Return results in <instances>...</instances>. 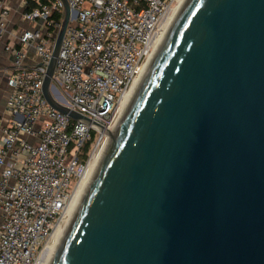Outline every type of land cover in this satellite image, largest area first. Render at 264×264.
<instances>
[{"label": "water", "instance_id": "water-1", "mask_svg": "<svg viewBox=\"0 0 264 264\" xmlns=\"http://www.w3.org/2000/svg\"><path fill=\"white\" fill-rule=\"evenodd\" d=\"M63 1L43 93L91 124L53 97L71 17ZM106 134L107 154L54 264H264V0H189L127 116Z\"/></svg>", "mask_w": 264, "mask_h": 264}, {"label": "built area", "instance_id": "built-area-1", "mask_svg": "<svg viewBox=\"0 0 264 264\" xmlns=\"http://www.w3.org/2000/svg\"><path fill=\"white\" fill-rule=\"evenodd\" d=\"M30 1L35 7L22 21L34 29L13 36L18 46H5L13 65L7 112L17 119L0 142V264L46 263L76 191L107 150L106 132L118 125L125 96L187 0H66L71 17L53 80L59 93L53 97L93 124L48 104L43 85L65 3ZM10 25L11 8L0 0V45L11 39ZM30 48L38 63L28 67Z\"/></svg>", "mask_w": 264, "mask_h": 264}, {"label": "bare ground", "instance_id": "bare-ground-1", "mask_svg": "<svg viewBox=\"0 0 264 264\" xmlns=\"http://www.w3.org/2000/svg\"><path fill=\"white\" fill-rule=\"evenodd\" d=\"M188 1L189 0L184 2L181 5V7L179 9H177L175 16L172 17L170 23L165 26L164 31L162 32V34L160 36V46H159L158 50L155 52V54L152 56V58L147 62L146 66L140 71V74H139L133 88L128 93V95L125 96L123 103H122V106H121L120 121H119L118 125L112 130V132H115L116 130H118L122 121L127 116L137 94L139 93V91L143 87L146 79L148 78L150 72L152 71L158 56L162 52V50L165 47L166 43L168 42L170 36L172 35L179 19L183 15L184 10L186 9V7L188 5ZM110 142H111V140L109 141V144H108V147L106 148L107 150L105 151V154H103L101 156V160H100L99 165H97L96 167L91 169V171L86 175L85 179L82 181V183L80 184V187L76 191V193L73 197L72 203L70 205L68 215L64 219L61 227L59 228V230H58V232L54 238L53 244L51 246V251L48 255V259H47L45 264H54L56 257L58 255V252H59L67 234L69 233V231H70V229L74 223V220H75L78 212L81 209V206H82L84 200L86 199V196L89 192V189L91 188V185H92L94 179L96 178V175H97V172L100 168L101 162L103 161V159L105 158V156L107 154L108 148L110 146Z\"/></svg>", "mask_w": 264, "mask_h": 264}, {"label": "crops", "instance_id": "crops-1", "mask_svg": "<svg viewBox=\"0 0 264 264\" xmlns=\"http://www.w3.org/2000/svg\"><path fill=\"white\" fill-rule=\"evenodd\" d=\"M8 6L11 8V25L9 27V33L11 39L8 36L4 39L0 45V142L3 135V130L10 126L11 123L17 118L10 116L7 112L8 102L12 95V89L9 84L10 76L13 71L12 59L6 52L5 46L8 43L18 46V42L14 41L13 36L20 35L24 31H30L34 29L33 24L22 21V15L25 12L26 0H6ZM38 63L34 48H30L28 51L25 66H35ZM2 222V215L0 212V224Z\"/></svg>", "mask_w": 264, "mask_h": 264}, {"label": "trees", "instance_id": "trees-1", "mask_svg": "<svg viewBox=\"0 0 264 264\" xmlns=\"http://www.w3.org/2000/svg\"><path fill=\"white\" fill-rule=\"evenodd\" d=\"M26 1H27V4H26V6H25V12H30V11H32V10L34 9L35 4L32 3L30 0H26ZM89 148H90V144H88V145L86 146L85 150L88 151Z\"/></svg>", "mask_w": 264, "mask_h": 264}, {"label": "rangeland", "instance_id": "rangeland-1", "mask_svg": "<svg viewBox=\"0 0 264 264\" xmlns=\"http://www.w3.org/2000/svg\"><path fill=\"white\" fill-rule=\"evenodd\" d=\"M61 91V90H60ZM62 93V92H61ZM95 135L93 134V137H94Z\"/></svg>", "mask_w": 264, "mask_h": 264}]
</instances>
